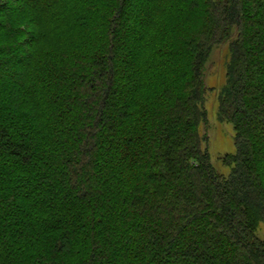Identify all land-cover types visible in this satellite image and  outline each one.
<instances>
[{
    "label": "trees",
    "instance_id": "1",
    "mask_svg": "<svg viewBox=\"0 0 264 264\" xmlns=\"http://www.w3.org/2000/svg\"><path fill=\"white\" fill-rule=\"evenodd\" d=\"M15 1L0 0V264H264V0H141L132 54L130 0ZM221 44L227 175L201 129Z\"/></svg>",
    "mask_w": 264,
    "mask_h": 264
},
{
    "label": "rangeland",
    "instance_id": "2",
    "mask_svg": "<svg viewBox=\"0 0 264 264\" xmlns=\"http://www.w3.org/2000/svg\"><path fill=\"white\" fill-rule=\"evenodd\" d=\"M8 7L7 13H11L12 10L15 8L16 1L15 0H4ZM35 0H24L22 4V11L23 13L31 12L36 7ZM151 3H143L141 0H130L127 2L125 6V10L123 11V16L127 12L131 14V16L127 17L125 14L126 20L122 21L121 30L122 32L119 33V39H126L127 40V47L128 54H132L135 51V47L138 44V39L140 37V33L144 31V17L148 15L147 7H149ZM260 15L263 14L260 11ZM253 20L257 15H252ZM5 22V19L4 21ZM123 25V26H122ZM257 33V29L253 27L251 28V34ZM226 44H221L213 47L208 61L205 67V77L204 82L206 85V92H205V100H204V107L207 111L206 121L202 124L201 129L202 132H205L208 136L207 142L205 141L204 145L207 148L210 159L214 167L216 168L219 173L222 174H229L231 166L224 163L223 157L225 154L234 153L236 150L235 142V135L236 131L231 122L228 121H221L218 119L217 115V92L224 84L225 80V70H226V61H227V51H226ZM4 70L0 68V77L1 73ZM13 77L19 78L22 82H25L27 85V78L26 73L24 72L23 65L17 67ZM3 80L7 79V77H2ZM29 83V81H28ZM264 140V137H263ZM14 144L16 143V138L12 140ZM17 146V145H16ZM257 156L260 159L264 158V148L257 152ZM258 166L261 168V178H264V162L258 160ZM257 235L261 238H264V223H260L257 229Z\"/></svg>",
    "mask_w": 264,
    "mask_h": 264
}]
</instances>
